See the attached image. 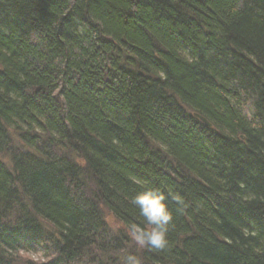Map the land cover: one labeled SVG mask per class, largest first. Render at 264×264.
<instances>
[{"label":"trees","instance_id":"1","mask_svg":"<svg viewBox=\"0 0 264 264\" xmlns=\"http://www.w3.org/2000/svg\"><path fill=\"white\" fill-rule=\"evenodd\" d=\"M133 261L264 264V0H0V264Z\"/></svg>","mask_w":264,"mask_h":264},{"label":"clouds","instance_id":"2","mask_svg":"<svg viewBox=\"0 0 264 264\" xmlns=\"http://www.w3.org/2000/svg\"><path fill=\"white\" fill-rule=\"evenodd\" d=\"M164 196L158 192H145L138 195L133 203L140 209L146 227L134 225L132 236L135 242L142 247L156 250L164 249L167 244V232L172 221V215L164 203ZM133 264H136L133 261Z\"/></svg>","mask_w":264,"mask_h":264},{"label":"rangeland","instance_id":"3","mask_svg":"<svg viewBox=\"0 0 264 264\" xmlns=\"http://www.w3.org/2000/svg\"><path fill=\"white\" fill-rule=\"evenodd\" d=\"M104 214V218H105V222L107 223V225L109 224V226H110V228L114 231V232H117V231H119V229H121L123 232H125L124 231V229L122 228V227H120V225H118L115 221H113L111 218H110V216H108V213H106V212H104L103 213ZM125 235L129 238V239H131L133 236H132V234H131V232H125ZM134 240V239H133ZM135 241V240H134ZM31 256H33V255H31ZM38 256L39 255H35V256H33V257H30V258H32V259H38ZM124 261V260H123Z\"/></svg>","mask_w":264,"mask_h":264},{"label":"water","instance_id":"4","mask_svg":"<svg viewBox=\"0 0 264 264\" xmlns=\"http://www.w3.org/2000/svg\"><path fill=\"white\" fill-rule=\"evenodd\" d=\"M195 117H197L200 121H201V123L203 124H206L208 127H210V124L209 123H207V121L203 118V117H200L199 115H197V114H195Z\"/></svg>","mask_w":264,"mask_h":264}]
</instances>
